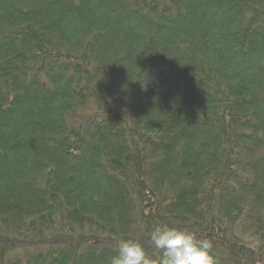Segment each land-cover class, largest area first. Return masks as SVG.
Listing matches in <instances>:
<instances>
[{
	"label": "trees",
	"instance_id": "trees-1",
	"mask_svg": "<svg viewBox=\"0 0 264 264\" xmlns=\"http://www.w3.org/2000/svg\"><path fill=\"white\" fill-rule=\"evenodd\" d=\"M158 225L264 264V0H0V264Z\"/></svg>",
	"mask_w": 264,
	"mask_h": 264
},
{
	"label": "clouds",
	"instance_id": "clouds-1",
	"mask_svg": "<svg viewBox=\"0 0 264 264\" xmlns=\"http://www.w3.org/2000/svg\"><path fill=\"white\" fill-rule=\"evenodd\" d=\"M149 239L160 253L158 261L150 258L140 243L121 240L111 264H218L211 242L187 231L158 225L149 233Z\"/></svg>",
	"mask_w": 264,
	"mask_h": 264
}]
</instances>
